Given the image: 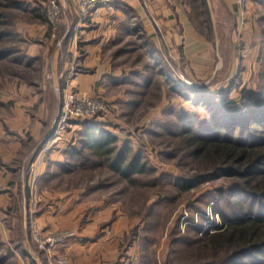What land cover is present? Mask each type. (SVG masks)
Returning a JSON list of instances; mask_svg holds the SVG:
<instances>
[{
  "label": "rangeland",
  "instance_id": "rangeland-1",
  "mask_svg": "<svg viewBox=\"0 0 264 264\" xmlns=\"http://www.w3.org/2000/svg\"><path fill=\"white\" fill-rule=\"evenodd\" d=\"M18 1L20 5L13 6L11 0H0V113L7 111V101L32 95L56 108V150H63L59 164L69 162L72 168L65 172L56 165L55 188L86 195V210L103 204L110 206L111 216L115 212L124 218L114 238L125 258L115 264H264V248L237 255L238 249L208 240L210 233L243 217V212L264 216V203L234 191L237 177L216 176L191 155L183 139L186 130L208 136L215 118L225 122L226 115L259 114L264 108V0H236L237 7L228 0H152L151 14L157 17H148L156 42L130 11L128 25H121L107 44V58L102 57L109 68L96 75L94 87L83 94L74 78L96 67L85 64L83 33V49H78L80 44L71 49L68 23L75 17L87 20L96 7L85 15L79 0L77 10L73 0ZM176 3L189 10L205 35L204 51L189 48L184 54L174 44L163 18H169L164 5ZM71 91L101 108L62 121V103ZM88 123L117 136L112 158L127 147L128 160L139 156L144 171L128 180L106 158L87 149L74 154L82 150ZM191 178L196 179L194 185L185 188L182 181ZM62 229L77 235L73 228L51 230ZM33 233L30 240L41 250ZM0 264H21L1 237Z\"/></svg>",
  "mask_w": 264,
  "mask_h": 264
},
{
  "label": "crops",
  "instance_id": "crops-1",
  "mask_svg": "<svg viewBox=\"0 0 264 264\" xmlns=\"http://www.w3.org/2000/svg\"><path fill=\"white\" fill-rule=\"evenodd\" d=\"M73 1L74 10H77V3ZM150 1L113 0L96 7L87 20L78 21L75 17L68 23L69 27L72 26L71 49H76V44H80L78 49H83L79 40V33H83L87 51L85 64L96 67L90 73L81 71L76 74L74 86L78 91L83 94L91 90L98 81L96 75L109 68L107 63H102V57L107 58L105 52L110 50L107 44L121 25H128L130 11L134 12V19L143 21L142 27L148 37L157 41L155 27L148 17L149 14L152 18L157 17L151 14ZM228 2L237 7L236 0ZM164 6L169 18H163V21L174 37V44L184 54L189 48L204 51L208 41L188 16L189 10L181 3ZM15 99L7 101V111L0 113V237L3 242L19 257L21 264H59L54 262V257L37 249L30 237L33 231L73 228L77 230L76 237L59 249L69 255L67 264L124 261L125 257L119 252L120 242L114 238L120 233L124 218L115 212L111 216L110 206L103 204L86 210V195L82 194V197L74 189L55 188L56 165L63 169L67 166L59 164L63 150H56V131L53 130L56 108L53 111L48 103L33 95L29 100Z\"/></svg>",
  "mask_w": 264,
  "mask_h": 264
},
{
  "label": "trees",
  "instance_id": "trees-1",
  "mask_svg": "<svg viewBox=\"0 0 264 264\" xmlns=\"http://www.w3.org/2000/svg\"><path fill=\"white\" fill-rule=\"evenodd\" d=\"M11 5L19 6L20 2L11 0ZM257 105L258 103H251L255 108ZM251 112L240 111L233 113V116L226 115L225 122L215 118L208 136L186 130L183 139L191 155L215 170L216 176L237 177L234 191L264 203V108L259 114ZM92 123L86 125L82 134V150H74V154H83V150L87 149L101 158H106L110 160L111 166L128 180H132L135 173L144 171L139 156L128 160L127 147L118 150L112 158L117 150V136L110 130L99 128ZM229 127L231 129L228 130ZM224 129L227 130L223 131ZM236 129L241 131L237 133ZM69 166L72 168L68 162L65 169L69 170ZM195 181V178H191L182 182H185V188H189ZM243 215L237 218L238 220H230L224 229L210 233L208 240L211 244L238 249L237 255L264 248V216L254 215L251 210L243 212Z\"/></svg>",
  "mask_w": 264,
  "mask_h": 264
},
{
  "label": "built area",
  "instance_id": "built-area-1",
  "mask_svg": "<svg viewBox=\"0 0 264 264\" xmlns=\"http://www.w3.org/2000/svg\"><path fill=\"white\" fill-rule=\"evenodd\" d=\"M113 0H79L81 11L87 15L100 5L110 4ZM243 3L245 0H237ZM101 108V104L87 97L78 96L74 91L68 92L62 103L61 119L67 121L68 117H87L96 113ZM76 235L72 229L34 231L33 239L41 250H45L55 260V263L67 264L69 261L68 254L64 251L59 252L61 247H66L70 240ZM59 252V253H58Z\"/></svg>",
  "mask_w": 264,
  "mask_h": 264
}]
</instances>
